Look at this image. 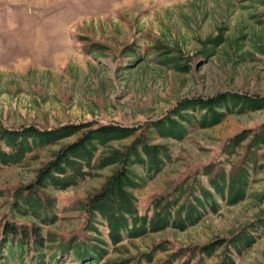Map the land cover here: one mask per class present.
I'll list each match as a JSON object with an SVG mask.
<instances>
[{"label": "rangeland", "instance_id": "obj_1", "mask_svg": "<svg viewBox=\"0 0 264 264\" xmlns=\"http://www.w3.org/2000/svg\"><path fill=\"white\" fill-rule=\"evenodd\" d=\"M0 264H264V0H0Z\"/></svg>", "mask_w": 264, "mask_h": 264}, {"label": "trees", "instance_id": "obj_2", "mask_svg": "<svg viewBox=\"0 0 264 264\" xmlns=\"http://www.w3.org/2000/svg\"><path fill=\"white\" fill-rule=\"evenodd\" d=\"M225 99L221 98L217 101L216 100H210L207 102H202L203 104H201V106H206L208 109H216L218 106V102H224ZM206 103V105H204ZM197 105V102H192V104L190 106L195 107ZM216 112H214V116L212 117V121L215 122L219 116L221 115L220 112H218L215 115ZM164 122V121H162ZM76 126H71V127H62V128H58V129H45V130H39L36 128H28L26 130H24V132H14V131H4L1 133V137H6V138H15L17 137H22L23 139H25L26 141L29 140H34V141H39V142H43V144H51L54 143L56 141H59L60 139H63L65 137H69L71 136L73 133H75L78 129L75 128ZM134 130H132L131 128H123L121 126H102V128H99L97 130L92 131L91 133L88 134V136L86 138H84L82 141H80V144L78 145H72L69 148H66L65 151H62V153L60 154V156H58V165L57 167L54 164H49L46 168H44V170H42V174L43 177L45 178H51L54 177L52 172H54L55 167L56 168H60L63 167L62 164L63 162H65V164H68L71 166V162H69L70 157H73L72 155H77L75 157H78V155H80V153H78V147H83L86 148L87 143H90L91 141H99L102 143H106L108 142V139H110L111 137H116V136H130L131 133ZM16 137V138H17ZM115 139V138H114ZM82 154V153H81ZM138 160L140 159V156H137ZM131 159L129 158V156H127V160L126 162H128ZM136 159V157H135ZM69 166V167H70ZM118 186L120 185V179L118 178L117 180ZM100 196V195H99ZM98 196V197H99ZM102 196V195H101ZM97 197V204L99 203V201H101L103 199L102 198H98ZM6 229L8 232L13 233L15 236L17 235V229L14 225H10L9 223L6 225ZM22 246V244H21ZM23 247V246H22ZM85 253L90 254L89 250H85ZM12 252V251H11ZM87 254V255H88ZM89 257V256H88ZM90 257H96V255H90Z\"/></svg>", "mask_w": 264, "mask_h": 264}]
</instances>
